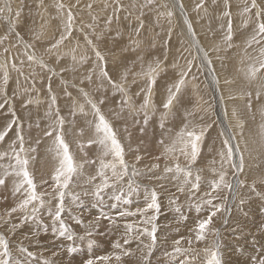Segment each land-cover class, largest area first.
Masks as SVG:
<instances>
[{"label": "rangeland", "instance_id": "rangeland-1", "mask_svg": "<svg viewBox=\"0 0 264 264\" xmlns=\"http://www.w3.org/2000/svg\"><path fill=\"white\" fill-rule=\"evenodd\" d=\"M80 1V4L72 6L70 0H59L65 5L64 11L71 9L75 17L74 31L71 38L51 54L46 52V48L63 33L65 21V16L60 15L62 11L55 7L57 0L48 5V10L44 7L51 0L3 2L4 5L10 4L11 11L8 12L6 8V14L0 15V65L3 66L0 67V103H4L5 70L9 76L6 85L8 102L0 108V132L5 131L12 122L14 111L19 124L23 125L25 148L37 149L35 153H29L34 157L30 160L29 170L37 184V192L42 194L45 201L44 208L35 213V221L29 219L25 222L21 211L9 216L11 208L17 207L25 198L23 190L14 192L18 178L5 176L6 172L11 171L9 165L14 164L10 146L16 141L20 130L17 125H12L4 141L0 142V153H9L8 157L0 159V177L5 178V184L0 186V234L9 241L14 264H44L45 261L49 264H87L90 259L96 260L97 264H105L98 260L102 256L112 257L107 264H145L143 257L148 249L144 245L151 243L150 238L142 235L135 239L136 233L133 232L130 234L132 241L124 245L125 225L131 223L135 227H148L149 230L151 225L140 224L142 217L139 215L120 216L121 211L135 212L137 208L145 207V188L156 190L160 204V213L155 221L158 226L157 243L149 257V264H186L189 260L191 264H206L209 257L205 250H217V241L222 264H232L233 258L241 261L239 264H254V260L264 259V183L261 182L264 180V71L255 80H249L245 75L249 65L256 62L260 49L258 45L246 47L255 17L245 27L248 17L241 13L250 0H229L233 28L231 48L224 44L228 22V18L223 16L224 0H192L190 5L185 0H154L153 3L148 0H106L107 4L102 5L101 10H97L99 6L93 3L94 0ZM18 2L20 19L16 21L13 4ZM3 3L0 0V4ZM82 3L85 6H81ZM201 3L203 7L198 8ZM257 3L264 8V0H257ZM169 11L173 13L172 16L167 15ZM81 12H90L91 15L84 16ZM189 23L195 36L189 32ZM88 25H92V28ZM13 30L19 32L24 40L18 41ZM5 36L7 39H4ZM85 36L92 39L95 47L104 55L107 70L114 80H119L124 72H128V85L125 87L132 97L135 111L130 112L123 107L122 94L114 92L107 81L102 82L98 78L100 69L92 48L85 42ZM208 43L215 47L209 48ZM26 44L32 47L26 48ZM200 48L204 50L203 54ZM33 51L54 70V75L28 61L25 53ZM205 52L212 61L211 65L204 58ZM213 54L217 57L214 58ZM156 61L161 62L162 70L152 89V106L147 109L149 115L145 124L140 106L146 97L142 89L148 87V78L138 74L145 72L148 65H154ZM218 63L229 69L226 68L222 74ZM189 66L191 71L187 73L178 99L170 111L165 110L163 104L168 88L179 80L181 70ZM90 74L91 83L85 79ZM221 75L225 76L223 83L231 81L225 84L233 92V97L225 106L222 103L224 87H220L222 83L219 80ZM80 89L97 102L112 124L124 147L130 169L135 165L141 173L134 178L140 190L139 194L132 196L131 204L117 203L111 199L112 189L106 190L103 203L97 202L91 195L94 185L101 182L96 173L102 150L97 143L89 144L96 138V121ZM66 93H71V96ZM52 95L56 96L60 115L65 118V141L75 161H96L94 164L85 163L81 174L74 177L70 185V193L79 194L80 200L73 202L71 195L65 197L66 210L62 219L74 233L72 240L53 233V218L48 215V209L55 211L57 203L52 198V185L58 161L53 151V138L44 135L54 120V116L48 115ZM29 100L32 103H27ZM100 100L104 103L99 104ZM78 105L84 106L87 115L79 112ZM51 111L55 112V106ZM233 112L235 116L231 115ZM189 113L194 115L189 116ZM162 116H165L163 129L160 127ZM234 121L240 128L234 125ZM185 125L189 129L195 127L197 132L200 127L206 126L199 157L191 166L193 176L198 173L201 177L200 189L195 193L188 186H184L183 192L179 191L180 182L164 172L166 164L172 163L164 158L165 145L170 144ZM161 140L164 144L160 143ZM225 140L234 148L235 163H239L240 154H243L244 170L236 173L229 163L224 162L226 179L233 184V189L221 188L212 193L216 197L213 204L223 205L222 210L213 217L211 228L214 231L208 234L205 241L189 245L188 240L195 235L193 229L196 222L209 214V206L204 203L208 199L205 193L210 192L211 183L219 179L220 153L227 150ZM81 144L84 145L83 150ZM137 156L141 157L138 162ZM180 162L182 166L187 163L182 156ZM156 164H159V168L153 167ZM92 176L96 179L88 183ZM158 176L164 178L157 179ZM237 181L243 183L238 184ZM253 184L255 191L252 190ZM85 191L89 195H83ZM172 200L175 203H170ZM114 204L117 206L112 207ZM197 205L200 206L199 213L196 211ZM177 207L180 213L176 212ZM181 213L187 219H182ZM77 220L83 223H77ZM45 225L47 232L44 231ZM89 231L91 236L88 235ZM178 240L181 243L176 245ZM90 241L93 242L91 248L88 246ZM117 241L123 248L131 250L132 255L122 256L117 261L115 256L122 254L121 249L114 247ZM177 246L185 251L171 255ZM73 247L77 249L74 253L69 251ZM21 248L33 253V257L21 252Z\"/></svg>", "mask_w": 264, "mask_h": 264}, {"label": "snow or ice", "instance_id": "snow-or-ice-1", "mask_svg": "<svg viewBox=\"0 0 264 264\" xmlns=\"http://www.w3.org/2000/svg\"><path fill=\"white\" fill-rule=\"evenodd\" d=\"M149 3H153L154 0H148ZM8 11H11V6L6 5ZM58 11H64L65 5L62 2L57 0L55 5ZM91 7V5H89ZM165 7H167L165 5ZM183 5H181V8ZM199 7H203V3L198 5ZM230 3L229 0H224V12L223 16L228 18L226 33L224 35V44L231 48L232 40H233V28H232V21H231V12H230ZM255 10V12H253ZM5 12V7H0V15H3ZM242 15H246L248 17V21L245 22V27L248 26V22L252 21L253 16L255 17V24L252 30L251 36L246 40V47L252 48L253 46H260L259 49V56L256 58V62L249 65L247 72L245 73L246 77L249 80H255L259 73L264 71V8L260 7L257 3V0H250V3H247L246 6L242 10ZM20 12L17 11L15 13L16 18H18ZM168 16H172L173 13L169 11L167 13ZM74 21L75 17L71 11L68 9L65 13V21L63 26V33L59 36L58 39L55 40L50 46L46 48V52L53 53L54 50H58L65 42V40L70 39L72 33L74 31ZM111 24V20L108 21ZM143 25L141 24V27ZM87 27L92 28V25H88ZM83 30V29H81ZM94 31V30H93ZM189 32L195 36V32L189 23ZM13 33L18 41H23L24 37L19 33L13 30ZM39 39V37H36ZM7 39V36L4 37ZM85 42L89 47L92 48L95 58L97 61V65L99 66V74L98 78L103 82L107 81V83L111 86L114 92H118L122 94V106L126 107L130 112L135 111V105L132 102V97L129 95L128 90L126 89L125 85L127 84L128 80V72H124L119 80H114L112 76H110L107 70V61L104 55L95 47V44L92 39L88 36H85ZM26 48H31V44H26ZM219 50V49H215ZM7 52L8 49H5ZM27 55V59L29 62L36 64L41 69H47L49 73L55 74L54 70L48 67V64L42 57H37L35 52L32 53H25ZM205 60L207 63L211 65L212 61L208 56V53L205 52L204 54ZM72 59L75 61L76 57L73 55ZM0 67H3L0 65ZM13 68H15V64H13ZM162 70L161 62L156 61L153 64H149L148 68L145 72L139 73L138 75L146 76L148 78V87L146 89H142L146 92V97L144 103L140 106V111L144 113V123L147 124L148 122V111L151 104V93L152 89L156 83L157 76L159 72ZM19 71V69H17ZM191 71V67L189 66L186 69H182L180 72L179 80L172 86L169 87L167 90V99L163 104V108L165 110H171L174 102L178 99L182 88L185 86L187 73ZM95 73V69L93 70ZM85 79L89 83L92 82V75H88ZM9 76L8 72L5 70L3 74V86H4V103L8 102V97L6 93V85L8 84ZM84 81L82 80L81 83ZM135 82V81H133ZM226 83H231V81H225ZM102 86V85H101ZM49 91L51 92V88L49 87ZM68 96H71V93H66ZM80 94L85 100V104L90 106L91 112L95 118V140L89 141L91 143H97L101 150L102 154L99 160V167L97 170L96 175L100 178V183L94 185V190L91 192V195L96 199L97 202L103 203L105 198L106 190L112 189L110 193V198L115 200L117 203H124V204H131L132 203V196L134 194H139L140 185L136 183L135 177L140 175L141 173L136 169L135 165L131 166L125 159V151L123 145L120 143L117 133L114 130L112 124L109 120L105 117L103 112L101 111L100 107L98 106L97 102L93 101L89 94L80 89ZM251 96V93L248 94ZM257 98H259V93L257 94ZM4 103H0V108L4 107ZM27 103H32L29 100ZM104 101L100 100L99 104H103ZM55 106V112L51 111V109ZM251 105H249L250 107ZM49 116H54L53 122L49 125V127L45 130L44 135L47 137H52L54 141V148L53 151L55 152L58 165L55 169V173L53 176L54 184L52 185L53 194L52 198L57 201L55 206V211L52 209H48V215L53 218V233L57 234L59 237L66 238L68 240L74 239V233H72L68 227V225L62 219V216L65 212V197L67 195H71L73 202L80 200L79 194L70 193V185L73 183L74 177L81 174V170L84 167L85 163L94 164L96 161L94 160H86L84 162H77L75 161L72 153L70 152L69 145L65 141V134H64V124L65 118L60 115L59 107L57 106V98L55 95L51 96V102L49 105ZM78 110L81 114L87 115L85 112L83 105H78ZM13 120L8 125L7 129L3 132H0V142H3L5 137L8 134V131L11 130L12 125H17L18 129L17 132V139L13 142L11 147V159L14 160V164H10L9 167L11 171L6 172L5 176L12 175L15 176L17 182L14 186V192L20 193L23 190L24 197L22 201L19 203L17 207L11 208L9 212V216L12 213L17 211H21L24 213L23 219L27 222L29 219L36 220L37 217L35 213L45 206V201L42 198V194L37 192V184L34 180L32 172L29 170L30 160L34 159L31 157L29 153H35L37 149L35 147L26 149L25 148V137L23 134V125L19 124L18 118L15 117V112L13 111ZM75 115V112L72 113ZM189 116L194 115V113H189ZM235 116L236 113L233 112ZM165 116L161 117V124L160 127L164 128V121ZM206 131L205 127H200L199 131L195 130V127L189 129L188 125H185L183 129H181L172 140V142L168 145H165L164 149V158L168 161H171V164H166L164 168V172L167 174H171V178L180 182L179 191H184V186H188L190 190L195 193L200 189V180L201 177L197 173L193 176L191 166L196 163L197 158L199 157L201 148L200 143L203 140L204 134ZM82 134V133H81ZM18 143V147H17ZM39 143V141H37ZM161 144H164V141H160ZM225 145L227 146L226 152H221V170L219 171V179L214 180L211 185V191L206 192L205 196L208 197L207 200L204 201L205 204L209 206V214L204 219H199L195 226H194V237L188 240V244L191 245L194 242L198 243L201 241H205L208 234L212 233L214 230L211 228L213 224V217L217 215L223 208V205H216L213 204V200L216 198L212 195L214 192H218L221 188L228 189L231 191L233 189V184L228 182L227 171L224 170V162H227L231 165L233 169L236 170V173L243 172L244 170V157L243 154H240L239 163H235L233 161L234 156V148L230 144L228 140L224 141ZM80 148L83 150L84 145L81 144ZM238 149V145L236 146ZM178 153V154H177ZM8 152L0 153V159H4L8 157ZM183 157L187 162L184 166L181 165L180 157ZM107 157H111V159H106ZM160 157H157L159 159ZM141 159V157L137 156V162ZM154 168H159V164L153 165ZM125 178H127V182L125 183ZM157 179H163V176L156 177ZM96 179L95 176L89 177L88 183H92ZM264 183V180L261 181ZM238 184H242V181H237ZM5 184V178L0 177V186ZM252 190L255 191V184L252 185ZM145 199L147 201L144 208H137L135 212L132 211H121V217L127 216H136L139 215L142 217V220L139 222L142 225H151V229L149 230L148 227H135L131 223H127L125 225L126 228V238L124 239V245L129 244L133 236L130 235L131 233L135 232L136 236L135 239H139L140 236L146 235L150 238L151 243L144 245L145 248L148 249L147 253L144 255L143 259L145 264H149V257L151 256L152 250L155 248L157 243V231L158 226L155 221L158 219V215L160 213V204H159V196L155 189H144ZM259 195V193H257ZM83 195L87 196L89 193L85 191ZM50 202V201H49ZM170 203H175V200L170 201ZM243 203V201H241ZM117 205L114 204L112 207H116ZM176 212L180 213V208L177 207ZM197 213L200 212V206L197 205L196 207ZM147 213H151V215H146ZM111 219V217H106ZM182 219H187V217L183 216L181 213ZM99 219V218H98ZM77 223L82 224L83 221L77 220ZM15 227V225H13ZM47 225L44 226V231L47 232ZM88 235L91 236V231L88 232ZM93 242H89V248L92 247ZM176 245H179L181 241H176ZM218 241L216 244L217 250H205L208 259L206 260V264H222V260L220 258L218 252ZM115 248L121 249L122 254L116 255L115 259L120 261L122 256H130L132 255L131 250L123 248V245L117 241L114 245ZM21 252L27 253V256L33 257V253L29 252L26 248H21ZM70 252H76L77 249L75 247L69 250ZM185 249L177 246L174 248L171 255L182 254ZM112 257L110 256H102L99 257L98 260L104 261L105 264ZM0 264H14L12 259V253L10 251L9 241L5 238L4 235L0 234ZM44 264H49L48 261H45ZM87 264H97L96 260H88ZM186 264H191V261H187ZM254 264H264V259L254 260Z\"/></svg>", "mask_w": 264, "mask_h": 264}, {"label": "bare ground", "instance_id": "bare-ground-1", "mask_svg": "<svg viewBox=\"0 0 264 264\" xmlns=\"http://www.w3.org/2000/svg\"><path fill=\"white\" fill-rule=\"evenodd\" d=\"M2 1V3L4 2V1H6V0H1ZM8 2V1H7ZM80 0H75V1H71L70 0V3L72 4V6H75V5H77V4H80ZM185 2H187V5H190V3L192 2V0H185ZM53 3V0H51V2H48L46 5H45V9L46 10H48L49 9V6L48 5H50V4H52ZM93 3H96V5H98L99 6V8L97 9V10H101V6L102 5H106L107 4V2H106V0H94L93 1ZM9 4V3H8ZM7 5V4H6ZM6 5H4V3L3 4H0V7H5V10H6ZM44 5V4H43ZM81 6H85V4L84 3H82V5ZM19 7H20V2H18V3H16V4H13V8H14V11L15 12H17V11H19ZM223 7V6H222ZM79 9H81L80 7H79ZM46 10L45 11H43L42 12V14L43 13H46ZM82 10V9H81ZM184 10V9H183ZM7 11V10H6ZM85 10H83V12H84ZM88 11H89V9H88ZM9 12V11H8ZM83 12H81L82 13V15H84V16H89V15H91V13L89 12V13H83ZM178 12H179V10H178ZM5 13V12H4ZM61 14V16L63 15V16H65V11H62V12H60ZM185 13V12H184ZM6 14V13H5ZM8 15V14H7ZM14 15V13L12 14V16ZM46 15V14H45ZM43 16H44V14H43ZM62 16V17H63ZM109 18H111V16L109 17ZM18 19H20V17H18V18H16V21L18 20ZM188 32V31H187ZM187 34H189V33H187ZM191 35V34H190ZM100 39V38H99ZM207 46V45H206ZM208 47L209 48H214L215 46H214V44L212 45V44H210V43H208ZM200 51L202 52V54H203V52H204V50L202 49L201 50V48H200ZM205 54V53H204ZM113 55V54H112ZM214 55V54H213ZM217 57V55H214V58H216ZM213 59V58H212ZM216 61H219L218 59L216 60ZM216 63V62H215ZM215 63H214V65H215ZM219 64V63H218ZM217 65V64H216ZM219 66V71H221V73L222 74H224V70L226 69V68H228V67H224L222 64L220 65H218ZM217 66V67H218ZM229 69V68H228ZM210 72H211V70H210ZM211 75V74H210ZM219 77V76H218ZM222 79H225V76L223 75H221V78L219 79L220 80V82L222 83V85H220V87L221 86H223L224 87V94H225V98H224V100L222 99V103L224 102V106H225V103H227V102H229L230 101V99H231V97H233V95H232V91H231V87L230 88H228L229 87V85H226L225 83H223L222 82ZM210 80V79H209ZM141 84V83H140ZM128 85V84H127ZM214 86V85H213ZM220 91V93H221V91H222V88H221V90H219ZM215 92V91H214ZM223 94V93H222ZM223 94V95H224ZM222 96V95H221ZM163 98V97H162ZM241 98H243V96H241ZM241 98H239V99H241ZM234 102H235V100L233 101V102H231V106H233L234 105ZM151 105V104H150ZM152 106V105H151ZM224 106L222 105V107L224 108ZM223 110H225V109H223ZM233 113H231V115H232ZM229 115V114H228ZM229 117V116H228ZM227 118V117H226ZM234 118H236V117H234ZM229 119V118H228ZM232 119V118H231ZM234 119H232V121H233ZM234 123H236V124H234V125H237L238 123L236 122V121H234ZM238 126V125H237ZM233 127V126H232ZM236 127V126H235ZM239 128H240V126H238ZM242 128V127H241ZM231 130V132H233V130L232 129H230ZM234 131H236V129L234 130ZM238 131V130H237ZM233 134V133H232ZM235 135V134H234ZM225 136V135H224ZM235 141V140H234ZM237 143V142H236ZM241 187V186H240ZM244 187V186H243ZM242 188V187H241ZM235 189V188H234ZM239 189V188H238ZM244 189H245V187H244ZM249 192V191H248ZM243 195V194H242ZM228 256V255H227ZM232 264H239L241 261H239V260H235V258H233L232 259Z\"/></svg>", "mask_w": 264, "mask_h": 264}]
</instances>
